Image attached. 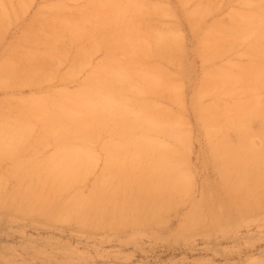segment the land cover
<instances>
[{
	"label": "rangeland",
	"instance_id": "obj_1",
	"mask_svg": "<svg viewBox=\"0 0 264 264\" xmlns=\"http://www.w3.org/2000/svg\"><path fill=\"white\" fill-rule=\"evenodd\" d=\"M0 6V264H264V0Z\"/></svg>",
	"mask_w": 264,
	"mask_h": 264
},
{
	"label": "bare ground",
	"instance_id": "obj_2",
	"mask_svg": "<svg viewBox=\"0 0 264 264\" xmlns=\"http://www.w3.org/2000/svg\"><path fill=\"white\" fill-rule=\"evenodd\" d=\"M112 1H113V0H112ZM1 4H2V3H1ZM2 6H3V5H2ZM0 8H2V7L0 6ZM3 8H4V7H3ZM1 11L4 12V11H6V10H4V9H0V14H2ZM3 14H4V15H7V13H5V12H4ZM4 15H3V17L5 18L6 16H4ZM0 21L2 22L1 18H0ZM3 22H5V20H4ZM33 23H34V22H33ZM3 24H4V23H3ZM3 24L1 23L2 26H4ZM3 29H4V28H3ZM3 29H2V30H3ZM42 29H43V28H42ZM55 29H58V28H55ZM40 32H41V31H40ZM43 32H44V30H43ZM41 34H42V32H41L39 35L37 34V35L39 36V38H40ZM43 34H44V33H43ZM53 34H54V32H53ZM1 35H2V34H1ZM44 35H45V34H44ZM44 35H43V36H44ZM46 36H49V35H46ZM49 37H50V36H49ZM52 37H54V36H52ZM32 38H33V37H32ZM38 42H39V41H38ZM40 46H42V45L40 44ZM33 48H34V47H33ZM43 50H44V49H43ZM45 51H46V50H45ZM34 52H35V51H34ZM37 52H38V51H37ZM30 54H31V53H30ZM41 54H42V53H41ZM41 54H40V55H41ZM21 55H22V53H20V56H21ZM35 55L38 56L39 54L37 55L36 52H35ZM35 55H33V57H35ZM40 55H39V56H40ZM39 56H38V57H39ZM20 58H21V57H20ZM34 59H35V58H34ZM37 61H38V60H37ZM40 62H41V61H40ZM35 63H36V62H35ZM10 64H11V63H10ZM36 64H37V63H36ZM11 67H12V66H11ZM119 74H120V73H119ZM124 76H125V74H124ZM126 78H127V77H126ZM61 92H62V91H61ZM66 92H67V91H66ZM94 94H95V93H94ZM96 94H97V93H96ZM61 96H62V95H61ZM97 96H98V94H97ZM68 98H69V96H68ZM103 99H104V98H103ZM98 101L100 102V100H98ZM98 101H97V102H98ZM103 103H104V101H101L100 104H99V106L102 107V108L105 106V104H103ZM95 104H96V102H95ZM96 105H98V104H96ZM245 105H246V104H245ZM90 106H91V105H90ZM94 106H95V105H94ZM94 106H93V107H94ZM247 106H248V105H247ZM257 106H258V105H257ZM257 106H256V107H257ZM93 107L91 106L92 109H93ZM241 107H242V106H241ZM241 107H240V108H241ZM244 107H245V106H244ZM250 107H251V105H250ZM56 108H57V107H56ZM87 108H89V107H87ZM95 108H96V107H95ZM252 108H253V107H252ZM53 109H54V108H53ZM57 109H58V108H57ZM244 109H245V108H244ZM60 110H61V108H60ZM64 110H65V109H64ZM239 110H240V109H239ZM239 110H237V111H239ZM246 110H247V109H246ZM249 110H250V108H249ZM251 110L254 111V112H255V111L258 112L260 109H259V110L251 109ZM260 111H261V110H260ZM96 112H99V111H96ZM96 112H95V113H96ZM240 112H241V111H240ZM250 112H251V111H250ZM250 112H249V113H250ZM254 112H252V113H254ZM70 113H71V112H70ZM90 113H91V111H90ZM243 113L245 114V112H243ZM258 113H259V112H258ZM73 114H74V113H73ZM250 114H251V113H250ZM250 114H249V115H250ZM260 114H261V113H260ZM75 115H76V114H75ZM245 115H247V114H245ZM249 115H248V116H249ZM255 115H256V114H255ZM257 115H258V114H257ZM257 115H256V116H257ZM76 116H77V115H76ZM98 116H99V115H98ZM258 116H259V115H258ZM96 117H97V116H96ZM259 117H260V116H259ZM260 118H261V117H260ZM97 119H98V118H97ZM263 119H264V118H263ZM92 120H94V119H92ZM250 127H251V126H249V128H250ZM258 128H259V127H258ZM261 128H262V127H261ZM246 129H247V128H246ZM253 131H254V129H253ZM240 133H241V132H240ZM245 146H247V145H245ZM251 146H252V143H251ZM251 146L249 145V146H248V147H249L248 149H250L249 151H250V153L252 154V158H251V159H252L253 161H255V159H256L257 157H260V156L263 155L264 146H263L262 149H259V150L254 149V148H253L254 146H252V147H251ZM245 150H246V148H245ZM261 150H262V151H261ZM250 156H251V155H250ZM250 156H248V157H250ZM233 157L236 158L237 160H239V161L242 163L241 165L244 164V168L242 167V169H241V172H243V174H246V173H247V174H250V173H252L251 171L249 172V170H246L247 168L245 169V163H246V160H247L248 157H245L242 153H239V152H235V153L233 154ZM216 159H217V158H216ZM219 159H220V158H219ZM52 160H53V159H52ZM139 160H140V159H139ZM60 162H61V161H60ZM138 162H139V161H138ZM240 162H239V163H240ZM143 163H144V162H143ZM219 163H220V162H219ZM263 163H264V162H263ZM138 165H139V164H138ZM246 166H247V165H246ZM260 166H261V165H260ZM262 166H263V165H262ZM263 167H264V166H263ZM135 168H136V167H134V169H135ZM147 168H148V167H147ZM55 169H56V168H54V170H55ZM122 169H123V168H122ZM132 169H133V168H132ZM143 169H144V168H143ZM16 171H17V170H16ZM135 171H136V170H135ZM234 171H235V170H234ZM145 172H146V171H145ZM128 173H129V172H128ZM19 174H20V173H19ZM145 174H146V173H145ZM2 175H3V174H2ZM77 175H78V174H77ZM148 175H149V174H148ZM73 176H75V174H74ZM129 176H130V175H129ZM144 176H145V175H144ZM174 176H175V175H174ZM250 176H252V174H251ZM2 177H3V176H2ZM237 177H238V175H237ZM260 177H261V175L258 174V175H257V178L260 179ZM58 178H59V177H58ZM156 178H157V177H156ZM246 178H247V177H246ZM246 178H245V180H246ZM59 179H60V178H59ZM164 179H165V178H164ZM261 179H262V178H261ZM161 180H162V178H161ZM0 181H1V180H0ZM137 181H139V180H137ZM262 181L264 182V179H263ZM244 182H246V181H244ZM249 182H250V181H249ZM249 182H248V183H249ZM57 183H58V182H57ZM98 183H99V182H98ZM98 183H97V184H98ZM165 183H166V182H165ZM259 183H260V181H259ZM97 184H96V185H97ZM137 184H139V182H138ZM143 184H146V183H145V180H144ZM166 184H167V183H166ZM224 184H225V183H224ZM244 184H245V183H244ZM60 185H61V184H60ZM139 185H140V184H139ZM171 185H172V184H171ZM245 185H247V184H245ZM61 186H62V185H61ZM64 186H65V185H64ZM68 186H70V185H68ZM68 186H67V188H68ZM40 187H41V186H40ZM93 187H94V186H93ZM120 187H121V186H120ZM257 187H258V186H257ZM61 188H62V187H61ZM262 188H263V186H262ZM49 190H51V189H49ZM54 190H56V189H54ZM99 190H100V189H98V191H99ZM131 190H132V189H131ZM133 190H136V191L138 190V192H139V191H143V192H145V193L149 196V198H152L153 195L156 193V190L153 188V186H150L149 184H148V185H143V187L139 186V188H135V189H133ZM154 190H155V192H154ZM260 190H261V189H260ZM263 190H264V188H263ZM263 190H262V192H263ZM40 191H41V190H40ZM62 191H63V190H62ZM62 191H61V192H62ZM118 191H119V190H118ZM126 191H127V189H126ZM138 192H137V193L134 192V194H130V196L127 195L126 192H123L122 194H123V196H124L126 199H125V200L123 201V203L121 204V205H122V206H121V209L124 208V209L127 210V212L131 211V212L134 213V214H139V215L145 216L146 208H143L142 205H141L142 207L139 208V209H138V208H136V209H135V208H132V209L129 210V208L126 207L127 204L129 203L128 199L130 198V200L133 201L134 198H136V196L139 194ZM206 192H207V191H206ZM258 192H259V190H258ZM262 192H261V193H262ZM39 193H40V192H39ZM64 193H66V192H64ZM229 193H231V192H229ZM238 193H240V192H238ZM55 194H57V193H55ZM55 194H54V195H55ZM263 194H264V193H263ZM41 195H42V194H41ZM52 195H53V194H52ZM52 195H51V197H52ZM94 195H95V194H94ZM94 195H93V196H94ZM139 195H140V194H139ZM62 196H63V195H62ZM109 196H110V194H109ZM155 196H156V194H155ZM208 196H209V195H208ZM211 196H212V195H211ZM211 196H210V197H211ZM231 196H232V195H231ZM260 196H261V194H260ZM262 196H263V195H262ZM56 197H57V196H56ZM213 197H214V196H213ZM213 197H212V198H213ZM225 197H226V196H225ZM44 198H45V197H44ZM49 198H50V197H49ZM57 198H58V197H57ZM153 198H154V197H153ZM208 198H209V197H208ZM216 198H217V197H216ZM229 198H230V197H229ZM45 199H46V198H45ZM50 199H51V198H50ZM53 200H54V199H53ZM154 200H155V199H154ZM208 200H209V199H208ZM217 200H218V199H217ZM220 200H221V199H220ZM230 200H231V199H230ZM55 201H56V199H55ZM59 201H60V200H59ZM68 201H69V200H68ZM218 201H219V200H218ZM66 202H67V201H66ZM212 202H213V201H212ZM257 202H261V201L258 200ZM64 203H65V202H64ZM64 203H63V204H64ZM145 203H146V202H145ZM4 204H5V203H4ZM87 204H88V203H87ZM102 204H103V203H102ZM209 204H210V203H209ZM214 204H215V203H214ZM227 204H228V203H227ZM258 204H259V203H258ZM144 205H145V204H144ZM198 205H199V204H198ZM212 205H213V204H212ZM224 205H225V204H224ZM259 205H260V204H259ZM259 205H257V206H259ZM29 206H30V205H29ZM151 206H152V205H151ZM137 207H138V206H137ZM198 207H199V206H198ZM198 207H197V208H198ZM241 207H243V206H241ZM260 207H261V206H260ZM44 208H45V207H44ZM46 208H47V207H46ZM62 208H63V207H62ZM74 208H75V207H74ZM117 208H118V207H117ZM119 208H120V207H119ZM210 208H211V207H210ZM212 208H213V207H212ZM224 208H225V207H224ZM238 208H239V207H238ZM36 209H38V208H36ZM213 209H214V208H213ZM219 209H220V208H219ZM48 210H49V209H48ZM128 210H129V211H128ZM147 210L149 211L150 209H147ZM195 210H197V209H195ZM215 210H216V209H215ZM51 211H53V210H51ZM115 211H116V210H115ZM222 211H223V210H222ZM61 212H62V211H61ZM20 213H21V212H20ZM33 213H34V212H33ZM47 213H48V212H47ZM96 213H97V211H96ZM120 213H121V212H120ZM50 214H51V213H50ZM47 215H48V214H47ZM53 215H54V214H53ZM95 215H96V214H95ZM146 215H147V214H146ZM151 215H152V214H151ZM216 215H217V214H216ZM90 216H91V215H90ZM197 216H198V215H197ZM206 217H207V216H206ZM210 219H211V218H210ZM135 220H136V219H135ZM206 220H207V219H206ZM215 220H216V219H215ZM194 222H195V221H194ZM195 223H196V222H195Z\"/></svg>",
	"mask_w": 264,
	"mask_h": 264
}]
</instances>
